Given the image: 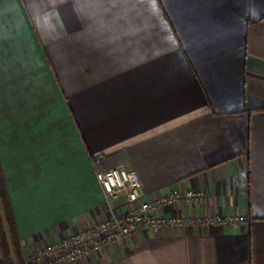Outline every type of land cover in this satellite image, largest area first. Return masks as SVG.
<instances>
[{"label": "crops", "instance_id": "crops-1", "mask_svg": "<svg viewBox=\"0 0 264 264\" xmlns=\"http://www.w3.org/2000/svg\"><path fill=\"white\" fill-rule=\"evenodd\" d=\"M0 159L27 264L129 209L116 166L205 200L73 264H264V0H0Z\"/></svg>", "mask_w": 264, "mask_h": 264}, {"label": "built area", "instance_id": "built-area-1", "mask_svg": "<svg viewBox=\"0 0 264 264\" xmlns=\"http://www.w3.org/2000/svg\"><path fill=\"white\" fill-rule=\"evenodd\" d=\"M97 178L107 201H114L124 195L130 204L129 209L62 241L38 249L28 258L31 264H73L101 251L108 244L128 239L140 231L191 223L195 219L189 216H170L169 218L157 216L154 212L182 201L201 204L205 200L204 191L189 190L175 191L144 201V191L138 173L121 166L104 171L98 170ZM228 220L236 222L244 219L242 217H229Z\"/></svg>", "mask_w": 264, "mask_h": 264}, {"label": "trees", "instance_id": "trees-1", "mask_svg": "<svg viewBox=\"0 0 264 264\" xmlns=\"http://www.w3.org/2000/svg\"><path fill=\"white\" fill-rule=\"evenodd\" d=\"M0 159V248L5 264H27Z\"/></svg>", "mask_w": 264, "mask_h": 264}, {"label": "rangeland", "instance_id": "rangeland-1", "mask_svg": "<svg viewBox=\"0 0 264 264\" xmlns=\"http://www.w3.org/2000/svg\"><path fill=\"white\" fill-rule=\"evenodd\" d=\"M145 201V200H144ZM29 262V264H31V262L30 261H28Z\"/></svg>", "mask_w": 264, "mask_h": 264}]
</instances>
